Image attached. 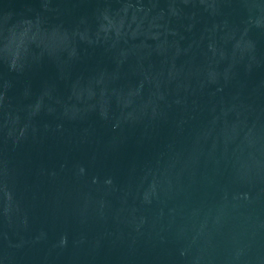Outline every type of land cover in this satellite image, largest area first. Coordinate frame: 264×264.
Listing matches in <instances>:
<instances>
[{
  "label": "water",
  "instance_id": "95a60500",
  "mask_svg": "<svg viewBox=\"0 0 264 264\" xmlns=\"http://www.w3.org/2000/svg\"><path fill=\"white\" fill-rule=\"evenodd\" d=\"M0 264H264V0H0Z\"/></svg>",
  "mask_w": 264,
  "mask_h": 264
}]
</instances>
